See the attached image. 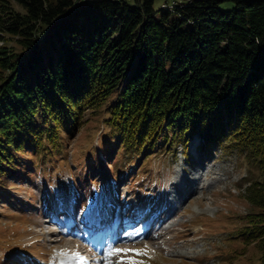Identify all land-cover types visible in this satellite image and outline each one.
<instances>
[{
    "label": "trees",
    "instance_id": "trees-1",
    "mask_svg": "<svg viewBox=\"0 0 264 264\" xmlns=\"http://www.w3.org/2000/svg\"><path fill=\"white\" fill-rule=\"evenodd\" d=\"M222 1L0 4V40L19 44L0 48V181L19 174L26 147L39 161L60 151L88 109L130 160L204 131L260 170L243 178L252 211L241 235L264 264V0Z\"/></svg>",
    "mask_w": 264,
    "mask_h": 264
},
{
    "label": "rangeland",
    "instance_id": "rangeland-1",
    "mask_svg": "<svg viewBox=\"0 0 264 264\" xmlns=\"http://www.w3.org/2000/svg\"><path fill=\"white\" fill-rule=\"evenodd\" d=\"M7 2L15 10L25 11L19 0H0V4ZM177 3L180 0H155V7L172 8ZM220 6L233 8L234 2L224 0ZM3 45L19 47L8 34L2 35L0 48ZM112 131L104 116L100 119L88 109L77 133L64 135L60 151L43 155L42 166H35L34 161L41 160L26 147L19 174L10 176L7 183L0 181V264L31 262L30 256L35 264H81V260L120 264L122 259L125 264L128 260L136 264H259L255 241L246 245L241 235L252 211L245 195L248 180L243 178L260 175L244 155L225 142L207 143L204 131H199L186 145L168 142V137L161 140L154 155L146 151L130 160L123 148L114 145ZM197 140L201 151L190 156V146ZM182 178L189 183L190 193L175 187L170 208L177 212L163 223L159 218L147 233L142 231L159 212V192L169 191ZM73 199L84 207L76 220L85 213L89 223L98 220L105 227L93 234L94 228L84 222L74 231L64 230V220L58 223L50 213L58 205L67 207ZM152 206L154 211H149ZM107 208H111L108 213ZM132 208H137L133 218L129 217ZM121 209L123 226L132 227L110 233L113 218L108 215ZM115 248L140 254L109 257L108 252Z\"/></svg>",
    "mask_w": 264,
    "mask_h": 264
},
{
    "label": "bare ground",
    "instance_id": "bare-ground-1",
    "mask_svg": "<svg viewBox=\"0 0 264 264\" xmlns=\"http://www.w3.org/2000/svg\"><path fill=\"white\" fill-rule=\"evenodd\" d=\"M193 151H194V148H193ZM193 154H196V155H198V153L195 151V153H193ZM179 180V179H178ZM180 183H175V185L174 186H172V191L173 192H175L176 191V188L175 187H178V188H180V190H182L183 192H185L186 194H189L190 193V190H187V188H186V186L188 187V182L184 179V178H182L180 181H179ZM168 195V193L167 192H164V195L161 197V201H159V204H158V206H159V212H160V210L162 209V208H164V210L162 211V213H159L156 217H152L151 218V224H150V227L152 226V224H154V222L155 221H159L157 218L159 217L160 218V216H161V218H162V223H163V221H167L169 218H171L172 217V215H173V213H176L177 212V210L176 209H171L170 208V203H171V198L168 196V197H166ZM101 196V195H100ZM149 211H150V209H149ZM106 212L108 213V212H110V210L107 208L106 209ZM136 212H137V208H132L131 209V212H130V216L129 217H131V218H133V216L136 214ZM121 215L123 214V212H122V209H121ZM133 213V214H132ZM149 213V212H148ZM147 213V214H148ZM172 213V215L170 216V214ZM146 214V215H147ZM145 215V216H146ZM170 216V217H169ZM118 217V216H117ZM136 219H138V217H136ZM117 220H119V218L117 219ZM122 220V219H121ZM120 220V223H122V221ZM131 220V219H130ZM103 221H105V219L103 220ZM108 221V220H107ZM97 225H95V228H94V231H97V230H99V229H101L102 227H105V225L104 226H102L103 224L102 223H99V221L97 220ZM138 223V222H137ZM93 225V224H92ZM150 227L146 230V233L148 232V230L150 229ZM139 228H140V226H139ZM138 228V229H139ZM118 229H119V227H118ZM141 229V228H140ZM143 229V228H142ZM115 231L116 230V225L115 224H113V226H112V228H111V232L112 231ZM126 230H129V229H126ZM110 232V233H111ZM163 232H161V233H159V235H161ZM142 241V240H141ZM143 242V241H142ZM80 255V254H79ZM81 256V255H80ZM82 261V263L81 264H88L85 260H81Z\"/></svg>",
    "mask_w": 264,
    "mask_h": 264
},
{
    "label": "snow or ice",
    "instance_id": "snow-or-ice-1",
    "mask_svg": "<svg viewBox=\"0 0 264 264\" xmlns=\"http://www.w3.org/2000/svg\"><path fill=\"white\" fill-rule=\"evenodd\" d=\"M128 252H135L136 255H139L140 253L136 250H130V249H121V248H115L108 252V256L111 257L113 255H120L121 253H128ZM78 256V254H76ZM120 264H125V259H122L120 261ZM127 264H136V261L134 260H128Z\"/></svg>",
    "mask_w": 264,
    "mask_h": 264
}]
</instances>
